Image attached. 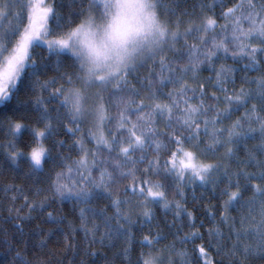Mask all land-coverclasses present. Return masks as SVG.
Returning <instances> with one entry per match:
<instances>
[{"label":"snow or ice","instance_id":"6c2138e0","mask_svg":"<svg viewBox=\"0 0 264 264\" xmlns=\"http://www.w3.org/2000/svg\"><path fill=\"white\" fill-rule=\"evenodd\" d=\"M0 176V264H264V0H0Z\"/></svg>","mask_w":264,"mask_h":264},{"label":"trees","instance_id":"16d2710c","mask_svg":"<svg viewBox=\"0 0 264 264\" xmlns=\"http://www.w3.org/2000/svg\"><path fill=\"white\" fill-rule=\"evenodd\" d=\"M50 74H55V73H50ZM5 179H8L9 181L11 180L10 177L6 178V177H3V176H0V183H3L5 181ZM17 183H22V181H16ZM170 218V217H169ZM7 227H10V226H7ZM11 230V229H10ZM167 241H165L166 243ZM49 248L56 251L57 255L63 259L64 258V254H63V249H62V246L57 244L56 242H53V243H50L49 244ZM84 259H86L88 261V264H91V259L90 258H87V257H82ZM67 259L71 260L72 259V256L71 254H68L67 256Z\"/></svg>","mask_w":264,"mask_h":264}]
</instances>
